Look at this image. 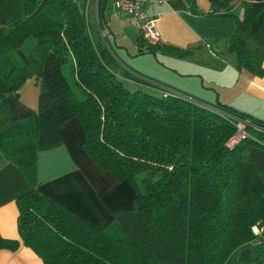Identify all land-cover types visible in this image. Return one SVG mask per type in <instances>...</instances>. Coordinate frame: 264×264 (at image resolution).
<instances>
[{
  "label": "trees",
  "instance_id": "obj_1",
  "mask_svg": "<svg viewBox=\"0 0 264 264\" xmlns=\"http://www.w3.org/2000/svg\"><path fill=\"white\" fill-rule=\"evenodd\" d=\"M206 1L208 9L199 12L188 0L189 11L232 19L226 50L235 70L261 76L264 2ZM102 7L99 0L104 31ZM27 38L34 42L23 51ZM100 39L91 41L83 5L73 0H0V154L29 186L14 200L19 240L0 236V249L13 251L21 243L42 264H223L233 250L260 240L252 229L264 224V178L244 150H264V121L163 86L161 95L128 91L114 72L118 65L105 33ZM136 45L138 54L189 52L160 42L144 45L139 34ZM66 62L81 99L60 70ZM29 78L38 84L36 108L10 119L7 99ZM71 117L96 169L127 181L133 191L131 208L116 210L98 229L37 188L36 154L60 144L59 126ZM238 122L244 136L227 145ZM237 258L263 264L248 248Z\"/></svg>",
  "mask_w": 264,
  "mask_h": 264
},
{
  "label": "crops",
  "instance_id": "obj_2",
  "mask_svg": "<svg viewBox=\"0 0 264 264\" xmlns=\"http://www.w3.org/2000/svg\"><path fill=\"white\" fill-rule=\"evenodd\" d=\"M104 1L100 0L103 6ZM249 2L254 6L264 0ZM94 5L97 9L96 0H92V8ZM188 5V0H164L158 4H145L148 16L154 19L160 44L189 51L183 56H175L177 58L190 57L198 52L201 59L205 58L203 63L196 62L193 65L176 63L175 66L181 70L172 69L180 79L170 77L165 82L204 103L212 104L214 100H218L225 106L264 121V60L261 63L263 73L259 77L236 71L233 58L226 50L228 38L234 28L232 19L193 14ZM87 6L91 5L88 3ZM195 7L196 11L203 12L208 9V3L206 0H195ZM115 15L120 17L119 14ZM210 64H213L214 69L208 74L207 67ZM213 74L215 77L210 78ZM181 77L188 79L184 81ZM205 77H208V84L203 80ZM197 80L199 81L196 82ZM219 88L224 90L220 92ZM37 92L36 81L32 78L26 79L16 93L7 99L9 118L24 117L35 110ZM58 131L60 144L36 154L37 188L86 224L101 228L116 210L131 208L132 188L127 181L116 182L107 173L96 169L80 147L82 132L75 117L63 122ZM244 153L247 162L264 178V151L250 145L245 148ZM28 188L21 173L0 154V236L19 240L15 227L14 200ZM254 230L257 234L261 233V239L233 250L223 264H243L238 261L237 253L246 248L264 264V224L261 229ZM0 264L42 262L28 247L20 243L13 251L0 249Z\"/></svg>",
  "mask_w": 264,
  "mask_h": 264
},
{
  "label": "rangeland",
  "instance_id": "obj_3",
  "mask_svg": "<svg viewBox=\"0 0 264 264\" xmlns=\"http://www.w3.org/2000/svg\"><path fill=\"white\" fill-rule=\"evenodd\" d=\"M78 6L83 5V13L85 16V22L87 25V33L92 42L101 43V39L98 35L94 14L96 13V5L92 8V0H73ZM113 0H105L104 6L102 7V20L105 22L104 33L106 35V41L110 47L111 53L113 57L116 59L117 68L114 71L116 75L119 74L118 78L121 82V85L127 89L128 91L134 90H143L153 95H161L164 91L159 86H163L167 90L176 91L185 93L186 91H181L179 89L172 88L167 85L165 82L168 78L173 77L174 79L178 78L177 74L173 71L172 68H177V70H181L180 67H176V63L185 62L186 64H196V62L203 63L204 57H201L197 54H193L190 57L185 58H177L175 56H171V54H162L159 51H155L153 54L151 53H143L138 54L137 45H136V36L138 35L137 29L130 25L125 16L119 15L117 17L111 7V3ZM91 6H87V4ZM45 13H51L52 11L47 10ZM55 17V16H54ZM33 38H27L24 40L21 48L23 51H27L30 46L33 44ZM10 56L14 63L18 66L20 64V59L17 55L10 51ZM200 57V58H199ZM184 59V60H181ZM171 66V67H170ZM214 69L213 64H210L207 67L208 74H211ZM63 76L67 80L68 84L71 87L73 93L77 96V98L81 99L82 94L79 91V88L73 82V75L70 72L69 62L61 65L60 68ZM123 71H127L131 78L121 77ZM133 77V78H132ZM215 74L210 75V78H214ZM142 78L146 81H149L157 86H150L149 84L142 83V80L138 79ZM184 81H187L188 78L181 77ZM193 79V78H189ZM204 82L207 84L208 77H205ZM195 81V80H194ZM197 80L196 82H198ZM226 80H223L225 82ZM161 86V87H162ZM166 86V87H165ZM224 90L219 88V91L222 92ZM191 96L188 93H185ZM200 100V99H199ZM203 102V101H202ZM250 146V145H248ZM247 146V147H248ZM253 146V145H251ZM256 147V146H254ZM257 149L264 151L261 148L256 147ZM237 253V252H236ZM234 254V256L236 255ZM241 251H238L237 255H239ZM232 259V258H231ZM229 264V263H228Z\"/></svg>",
  "mask_w": 264,
  "mask_h": 264
},
{
  "label": "built area",
  "instance_id": "obj_4",
  "mask_svg": "<svg viewBox=\"0 0 264 264\" xmlns=\"http://www.w3.org/2000/svg\"><path fill=\"white\" fill-rule=\"evenodd\" d=\"M164 0H113L111 3L112 11L116 14L125 16L129 24L137 29V33L140 35L144 45H154L160 42V37L158 36L154 28V19L150 18L147 14L145 4L146 3H161ZM94 20L98 35L100 38L104 37V31L99 25V19L97 12L94 14ZM236 132L234 136L228 141L227 145L238 141V139L244 136L242 129V124L240 122L235 124ZM255 228L252 229L255 233Z\"/></svg>",
  "mask_w": 264,
  "mask_h": 264
},
{
  "label": "water",
  "instance_id": "obj_5",
  "mask_svg": "<svg viewBox=\"0 0 264 264\" xmlns=\"http://www.w3.org/2000/svg\"><path fill=\"white\" fill-rule=\"evenodd\" d=\"M98 1L99 0H96V4H98ZM162 86V85H161ZM166 87V86H165ZM179 93H181V92H179ZM181 94H183L184 96H189V95H187V94H185V93H181ZM189 97H191V96H189ZM192 98H194V97H192ZM196 101H199V102H202V101H200V100H198V99H196V98H194ZM207 104V103H206ZM210 105V104H209ZM261 128H263L264 129V125H262V126H260Z\"/></svg>",
  "mask_w": 264,
  "mask_h": 264
}]
</instances>
